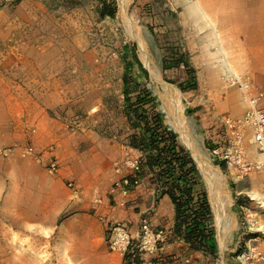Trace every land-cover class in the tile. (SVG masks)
Here are the masks:
<instances>
[{"label": "rangeland", "instance_id": "1", "mask_svg": "<svg viewBox=\"0 0 264 264\" xmlns=\"http://www.w3.org/2000/svg\"><path fill=\"white\" fill-rule=\"evenodd\" d=\"M106 1L116 8L113 17H99L98 0H0V138L12 134L21 113L55 119L61 131L79 142V154L107 151L103 156L107 154L111 176H118L112 191L120 189L124 178L138 175L131 163L140 153L128 146L132 127L124 114L122 92L125 61L135 55L139 63L134 72L146 71L138 81L157 97L165 124L189 150L163 109L170 105L169 90L181 93L183 130L199 148L202 160L224 176L225 181L215 188L221 198L230 200L226 214L232 226L222 233L214 224L215 257L190 248L170 233L167 246L157 247L154 254L142 253L145 259L138 255L135 264H264V173L237 179L232 168L213 153L235 140L225 118L239 119L247 108L241 91L230 85L229 75H248L264 91V0ZM196 2L203 13L195 8ZM132 32L140 36L143 49ZM143 54L154 64L153 72ZM181 55L195 79V86L185 92L178 88L189 78L185 65L166 70L163 65L164 60ZM243 143L248 157L257 159L248 136ZM26 147H31L28 139L23 144L3 142L0 160L32 158L47 170L48 162L22 156ZM199 173L211 206L213 195ZM3 174L0 166V264H132L127 252L118 254L119 260H110L74 243L80 237L65 236L59 224L45 233L10 224L8 216L14 208L8 202ZM142 184L152 189L147 182ZM154 196L153 228L170 231L167 207L158 211L159 198ZM146 208L136 202L130 208L135 222L120 220L106 228L107 250L109 230L117 222L136 233L133 238L130 235L134 247L141 220L152 223L154 213ZM76 213L82 212L63 213L59 223Z\"/></svg>", "mask_w": 264, "mask_h": 264}, {"label": "crops", "instance_id": "2", "mask_svg": "<svg viewBox=\"0 0 264 264\" xmlns=\"http://www.w3.org/2000/svg\"><path fill=\"white\" fill-rule=\"evenodd\" d=\"M20 119V123H14L9 137L0 138V145L3 142L23 144L28 139L35 156L46 163L55 160L59 171L51 175L43 163L32 158L15 156L0 160L3 175L7 178L8 202L14 208L13 214L8 216L9 223L19 228L39 229L41 233L51 231L59 224L65 236L74 239L80 237L74 243L79 242L87 250L102 253L101 257L119 260L121 256L109 252L104 244L106 228L120 220L127 224L135 222L136 216L130 208L136 202L143 207L148 206L145 210L154 213V220L151 218L150 224L155 226L153 189L141 183L128 197H122L120 189L112 191V182L118 176H111L110 162L105 158L107 154L103 156L106 150L97 155L79 154L76 151L79 142L71 140L70 136L61 131L57 120L23 113ZM30 127L34 128L33 133H30ZM2 179L3 176H0ZM67 182L74 184L76 194L73 188L67 187ZM163 206L167 207L170 224L173 226L174 209L166 195L159 199L157 210L161 211ZM65 212L82 213H76L59 223L58 219ZM129 233L132 238L136 235L133 230ZM140 257L145 259L147 256L141 254Z\"/></svg>", "mask_w": 264, "mask_h": 264}, {"label": "trees", "instance_id": "3", "mask_svg": "<svg viewBox=\"0 0 264 264\" xmlns=\"http://www.w3.org/2000/svg\"><path fill=\"white\" fill-rule=\"evenodd\" d=\"M98 1L99 17H113L115 6L106 0ZM125 53L128 54L127 51ZM136 63L139 62L135 55L125 61L122 92L124 114L132 127L128 146L140 153L137 178L142 183L147 182L159 199L164 195L170 199L174 209L173 238L215 257L214 215L204 180L191 152L178 142L177 134L165 124L157 97L138 81L146 71L141 68L138 73L134 72ZM163 63L165 70L180 63L185 65L189 78L178 85L182 92L195 86L193 71L182 55ZM126 178L129 182L133 180L131 176ZM127 189L132 193L133 184Z\"/></svg>", "mask_w": 264, "mask_h": 264}, {"label": "built area", "instance_id": "4", "mask_svg": "<svg viewBox=\"0 0 264 264\" xmlns=\"http://www.w3.org/2000/svg\"><path fill=\"white\" fill-rule=\"evenodd\" d=\"M228 81L230 85L237 87L242 98L247 104V108L243 116L239 119L232 120L225 118V122L232 126L236 134L235 140L228 147L223 148L220 152L214 150L213 153L226 162L229 168L235 172L237 179H242L252 172L264 173V91L253 82L250 76H241L230 74ZM248 136L249 143L254 147L257 159H250L247 155L243 138ZM22 156H30L38 158L34 155L31 147H26L22 150ZM49 174L53 175L58 172V164L55 160H51L46 165ZM133 172L139 171L138 161L131 163ZM132 182L127 178L121 181L120 194L122 197L129 196L127 189L131 184L137 187L141 181L136 176L132 177ZM69 186L74 189V184ZM171 230L153 228L147 219L140 222V236L134 247L131 248V238L125 223L117 222L109 230L108 235V250L116 254H125L126 252L131 257L132 264H135L134 258L136 254L142 253L154 254L157 247L168 245V239Z\"/></svg>", "mask_w": 264, "mask_h": 264}, {"label": "bare ground", "instance_id": "5", "mask_svg": "<svg viewBox=\"0 0 264 264\" xmlns=\"http://www.w3.org/2000/svg\"><path fill=\"white\" fill-rule=\"evenodd\" d=\"M122 1L125 2V0H122ZM195 8L202 11L201 4L198 2H196ZM201 13H203V11ZM132 36L138 40L139 44L141 45V48L143 49L140 36L137 34H134L133 32H132ZM143 61L146 64L150 65L151 71L153 72L152 69H154L153 68L154 64L147 58V54H143ZM225 64L227 66L228 71L232 72L233 71V69H231L232 67L226 62ZM169 96H170V105L168 108L163 107V109L166 111L167 118L172 119V123L175 126V129L177 130V132L179 133L180 138L186 142L187 147L191 151L193 160L197 163L199 170L205 176V179L208 183L209 190L212 193L213 199H214V203L211 206H212V210L214 213V224L217 228L216 230L218 232L228 233L230 229L232 228L230 219L228 218L226 214V207L229 206L230 200L229 198L228 199L221 198L219 191L218 190L216 191L217 188H215L216 185L220 184L221 182H224L225 178L218 171H213L214 168L212 169L209 165L206 164V162L202 160L200 156L201 153L199 151V148L194 143H192V141L185 134L183 130L185 118L183 115V108L181 104V93L179 92V90L177 89L172 90V91L169 90Z\"/></svg>", "mask_w": 264, "mask_h": 264}]
</instances>
